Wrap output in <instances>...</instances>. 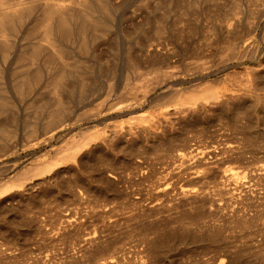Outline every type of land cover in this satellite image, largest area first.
I'll use <instances>...</instances> for the list:
<instances>
[{
	"label": "bare ground",
	"instance_id": "6f19581e",
	"mask_svg": "<svg viewBox=\"0 0 264 264\" xmlns=\"http://www.w3.org/2000/svg\"><path fill=\"white\" fill-rule=\"evenodd\" d=\"M212 38L228 43L216 62L204 53ZM259 59L264 0H0V203L15 196L36 205L60 173L78 179L96 152L152 135L172 114L183 122L222 93L217 87L227 91L228 69ZM178 195L175 205L209 197L184 188ZM118 250L90 264H121Z\"/></svg>",
	"mask_w": 264,
	"mask_h": 264
},
{
	"label": "rangeland",
	"instance_id": "374dc122",
	"mask_svg": "<svg viewBox=\"0 0 264 264\" xmlns=\"http://www.w3.org/2000/svg\"><path fill=\"white\" fill-rule=\"evenodd\" d=\"M210 41L206 57L221 59L228 43ZM245 64L228 69L230 91L217 87L222 95L183 122L172 114L166 129L96 152L78 179L60 173L56 186L43 188L46 198L34 196L36 205L15 196L1 202L0 264H90L113 249L128 264H264V59ZM226 94L231 102L220 104ZM183 188L209 197L175 205ZM91 233L96 242L81 240Z\"/></svg>",
	"mask_w": 264,
	"mask_h": 264
}]
</instances>
